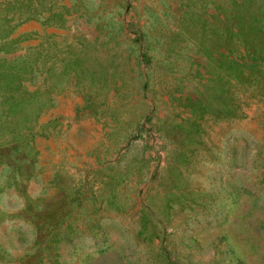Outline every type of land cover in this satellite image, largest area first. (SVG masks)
Masks as SVG:
<instances>
[{"label": "rangeland", "instance_id": "rangeland-1", "mask_svg": "<svg viewBox=\"0 0 264 264\" xmlns=\"http://www.w3.org/2000/svg\"><path fill=\"white\" fill-rule=\"evenodd\" d=\"M0 264H264V0H0Z\"/></svg>", "mask_w": 264, "mask_h": 264}]
</instances>
